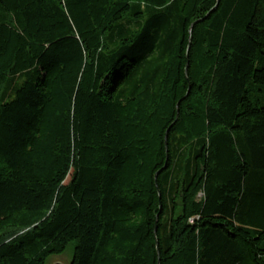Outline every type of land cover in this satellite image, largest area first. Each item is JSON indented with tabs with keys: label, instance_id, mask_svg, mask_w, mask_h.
I'll use <instances>...</instances> for the list:
<instances>
[{
	"label": "trees",
	"instance_id": "trees-1",
	"mask_svg": "<svg viewBox=\"0 0 264 264\" xmlns=\"http://www.w3.org/2000/svg\"><path fill=\"white\" fill-rule=\"evenodd\" d=\"M70 242L264 264V0H0V264Z\"/></svg>",
	"mask_w": 264,
	"mask_h": 264
},
{
	"label": "rangeland",
	"instance_id": "rangeland-1",
	"mask_svg": "<svg viewBox=\"0 0 264 264\" xmlns=\"http://www.w3.org/2000/svg\"><path fill=\"white\" fill-rule=\"evenodd\" d=\"M73 246V242L68 243L65 250L61 254L50 256L46 260L45 264H69L72 258Z\"/></svg>",
	"mask_w": 264,
	"mask_h": 264
},
{
	"label": "water",
	"instance_id": "water-1",
	"mask_svg": "<svg viewBox=\"0 0 264 264\" xmlns=\"http://www.w3.org/2000/svg\"><path fill=\"white\" fill-rule=\"evenodd\" d=\"M167 132H168V129H167V131H166V133H165V139H166V137H167ZM160 171H158L157 173H155V178L157 177V174L159 173ZM57 264H61V263H57Z\"/></svg>",
	"mask_w": 264,
	"mask_h": 264
}]
</instances>
